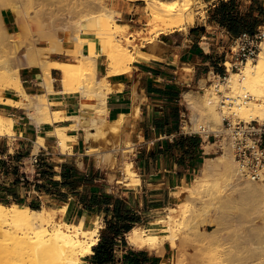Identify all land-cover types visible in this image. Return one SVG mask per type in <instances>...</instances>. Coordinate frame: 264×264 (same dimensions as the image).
I'll return each instance as SVG.
<instances>
[{
    "label": "bare ground",
    "instance_id": "1",
    "mask_svg": "<svg viewBox=\"0 0 264 264\" xmlns=\"http://www.w3.org/2000/svg\"><path fill=\"white\" fill-rule=\"evenodd\" d=\"M93 1L97 3V7H100V0ZM142 1L149 7L148 25H152L151 33L174 31L177 29H174L175 27L186 23L185 17L189 24L193 23V17L185 15L190 7L189 0ZM0 2V22L2 23L4 22L1 15L3 9H9L12 12L15 22L23 15L28 14L18 5L7 4L2 0ZM25 3L28 8H33L36 0H26ZM102 17L90 27L93 29H99L98 27L101 26L105 28L108 31L107 41L115 48L113 62L110 63L105 77L99 75L100 60L84 55L87 43L85 39L78 36L71 38L74 46L67 51L75 63L61 65L49 62V55L61 49L60 43L54 41L51 43L52 45L45 48L37 47L33 43L27 46L26 51L20 55L11 71L0 72V93L4 92L6 88L21 97L18 101L6 100L5 103L25 109L31 122L39 126L41 123L57 124L65 119L59 111L50 109L52 104L47 99V95L54 92L52 86L54 79L50 76V67L55 65L61 69L62 91L64 93H79V113L73 117L75 123L69 127H55L52 133L61 152L71 150V146L76 142L75 137L67 134L68 128L82 129L84 132L83 142L87 148H90L96 140L101 141L111 133L120 131L124 121L123 116L113 121L106 119L108 114L106 99L112 90L107 77L130 71V65L137 57L127 45L131 41L130 36H126L127 33H125L127 25L114 22L113 11L110 10L105 11ZM97 18L99 19V17ZM112 25L115 30H112ZM16 27L24 29L26 25L17 23ZM36 27L41 30L43 25L38 24ZM90 27L86 20L79 18L67 25L66 29L82 32ZM262 29V40L256 58L248 59L236 71L232 70V63L226 61L224 65L227 76L223 82L214 78L215 82L205 87V81L202 79L200 87H204V92L186 90L182 93V100L191 111L190 121L194 128L204 125L209 131H218L224 115H233L234 118L246 122L264 120V27ZM21 46L18 42L16 48L20 49ZM140 53L145 54L146 52L141 51ZM23 67H39L41 69L43 72L41 82L43 93L28 94L24 91L19 79V69ZM212 75L213 73L210 72V77H215ZM0 102H2L1 98ZM12 134V119L0 115V136ZM42 144L43 139L38 137L35 146ZM125 144L128 146L129 143ZM212 144L215 145V142H207L204 146L208 148ZM222 144L224 145V140ZM221 149V153L215 157L204 158L200 173L186 183L187 195L202 205V197L211 188H223L224 192L217 203L219 212L227 208L240 210L250 204L254 211L259 212L260 218L264 219V182L257 185L249 177L240 174L232 154L226 151L229 149ZM99 161L101 166L115 168V160L109 154L101 156ZM121 164L124 178L132 183H139V176L132 169V163L124 161ZM113 179L111 175L109 180L112 182ZM65 207L66 205H63L59 210L47 207L33 210L16 203L4 204L0 202V253H2L0 255L5 253L2 258L4 262L0 261V263L79 264L82 262L84 257L91 254V247L98 240L99 225L91 229H84L81 224L60 219L55 220V212H62ZM185 209L186 206H181L179 215H183ZM178 222L176 215L168 211L163 218L159 219V223L162 224L161 233L151 232V229L144 228L145 226H135L126 233L127 242L138 249L144 247L160 249L163 243H169L170 247L175 248L174 229ZM218 225L217 222L214 223L213 229L205 232L208 238L215 239L217 237ZM180 252L182 251H178V253ZM204 259L201 261L202 264H222L221 260H215V258ZM183 260V253H181L175 264H183Z\"/></svg>",
    "mask_w": 264,
    "mask_h": 264
},
{
    "label": "crops",
    "instance_id": "2",
    "mask_svg": "<svg viewBox=\"0 0 264 264\" xmlns=\"http://www.w3.org/2000/svg\"><path fill=\"white\" fill-rule=\"evenodd\" d=\"M219 1L222 0H202L206 9L184 30H174L167 35L161 33L152 43L136 42L139 50L146 52L145 57L134 60L130 71L107 77L112 90L106 99V119L113 121L123 116L124 120L118 137V132L109 136L114 143L120 142V146L126 142L131 144L133 152L129 159L132 166L139 169V173L136 172L139 183L132 185L122 173L113 174L106 170L108 166H101L99 159L104 154H109L115 160L116 148L103 150L96 155L88 153L82 129L68 128L67 134L75 137L76 142L71 150L60 151L52 133L55 127H69L75 123L73 117L79 113V93L62 91L61 69L52 65L49 73L54 79V92L49 93L47 99L52 104L50 109L59 111L65 118L57 124H33L25 109L5 103L6 100H20L16 92L5 90L0 93V115L12 119L13 130L12 135L0 136V199L12 203L15 200L17 204L27 207L34 205L38 209L46 204L56 210L66 205L63 216L72 218L66 222L81 224L84 229L93 228L97 221L101 223L98 240L100 230L105 226L103 212L92 208L98 195H112L114 199H121L128 204L131 211L139 216L140 222L135 226L153 223L146 216L162 206L156 199L148 198V191L160 193L163 190L165 194L168 190L166 194L170 196L172 188L187 181L188 170L178 171L176 161L170 158L159 156L155 162L150 159L146 163L145 159L139 157L144 149L148 152L158 144L162 147L164 140L172 142L175 136L186 135L182 130L183 121L186 122L185 110L180 106H187L182 100V93L190 87L198 88L200 80L207 73L221 74L222 69L218 68V33L227 39L232 37L208 19L209 8ZM133 7L137 9L135 4ZM261 27L264 26L258 30ZM71 49L62 44L59 51L49 55V62L72 64L73 59L67 53ZM106 73L107 65L102 59L99 75L105 77ZM19 79L26 93H43V72L39 67L20 68ZM175 107L179 108V113L173 123V117L171 119L170 116ZM38 137L43 139V144L36 147ZM100 143L105 145L102 140ZM34 156L37 157V163L32 161ZM69 167L77 171L74 177L78 181L76 186H69L61 175L63 171L66 177ZM111 175L114 178L112 182L109 180ZM89 224L92 225L89 227ZM127 245L157 257L158 264L163 262L171 249L169 243L163 244L161 253L154 249H138L128 242ZM85 258L82 264L87 263Z\"/></svg>",
    "mask_w": 264,
    "mask_h": 264
},
{
    "label": "rangeland",
    "instance_id": "3",
    "mask_svg": "<svg viewBox=\"0 0 264 264\" xmlns=\"http://www.w3.org/2000/svg\"><path fill=\"white\" fill-rule=\"evenodd\" d=\"M2 1L7 4L18 5L23 10L27 11L28 14L23 15L17 20V22H15V18L9 9L2 10L1 15L4 22H0V72L11 71L20 55L26 51L28 45L34 43L37 47L45 48L48 47V45H52L51 43L55 41L56 43H60L61 46L63 44L73 48L74 43L71 41L73 36L85 39L87 50L83 52L84 55H89L92 59H99L100 62L104 59L108 69L110 63L113 62V54L115 50L113 44L107 41L108 31L102 26L98 27L99 29H93L90 26H93L97 20H100V18L102 19V14L109 10L113 11L114 22L127 25V32L125 31V33L128 34H126V36H130L129 39L131 40L127 45L132 49V52H135L137 59L144 58L145 54L140 53L141 51L136 45V42L146 43L149 40L153 41L161 34L151 33L152 31L150 30V27L152 25H148L150 19V15L148 14L149 7L142 0H100V7H97V3L93 0H36V4H34L33 8H28L25 5L27 4L25 3L26 0ZM239 1L242 3L240 8L244 10L245 6L248 5V0ZM260 1L262 3L264 2V0ZM189 2L190 7L185 15L192 16L194 22L197 16L202 15L203 10L206 9V5L202 3V0H189ZM133 4L137 6V9H135V7L132 8ZM97 17H99V19ZM79 18L86 20L90 28L82 32L66 29L67 25ZM134 18L136 19L134 20ZM185 19L186 23L182 25L183 27H175L174 29L177 28L176 30H178L179 28L184 30L189 26L190 24L187 22L186 17ZM17 23L26 25V28L21 29L20 27H16ZM38 24L43 25L41 30L37 29L36 26H38ZM262 28L263 27L260 28V32H262ZM112 30H115L114 25H112ZM169 32H171V30L165 31L163 34L167 35ZM218 41V63L220 64L218 68L222 69L223 74H217L215 72V74L213 73L212 75L215 77H210V73L205 74L203 76L205 87L214 83L215 80L223 82L222 78L227 76L224 62L229 61L230 63H233L231 51L235 46L234 39H227L219 32ZM18 42L22 45L20 49L16 48ZM71 62L75 63V60H72ZM240 67L241 66L238 68ZM237 69L233 70L236 71ZM188 89L193 92H204V87H200V85L198 88L190 87ZM5 90L7 89L5 88ZM218 95L221 94L218 93ZM180 107H183L185 110L184 119L190 121L191 111L189 108H186L185 106ZM186 125L187 123L183 121V126L186 127ZM192 125L193 124L191 123L192 130H195L198 127L194 128ZM220 129L218 131H220ZM119 132L120 131L116 134V137H118ZM215 132L217 133V131ZM215 141V145L212 144L208 148L204 146L207 142L214 143ZM102 142H104L105 145H101L102 143H100V140H96V142H94L95 144L93 143V146L90 148L86 147V150L88 153L96 155V153L103 150L116 148L115 168L110 169L106 167L107 169H105L109 172H113V174L122 173V175H124L121 163L124 161H130L129 156H131L130 154L133 152L131 144H128L127 146V144L123 143L122 146H120V142L117 141L114 143V141L110 139V136L102 139ZM222 143L223 139L221 136L215 139L211 138L209 141L205 142H202L200 139V145H202L201 149L203 151L202 155L204 158L215 157L221 153L222 149L218 150L217 145H221L222 148L228 149ZM226 151L231 154L229 150ZM203 160L194 171L190 172V175H187V182L191 181L200 173ZM139 168L142 170L141 167ZM132 169L139 173L137 167L135 168L132 166ZM187 182L172 188L173 193L170 196L166 194L168 193V190L165 194L163 193V190H161L160 193L149 190L147 194L149 199H156L162 207L150 211L148 213L149 215L146 216V219L154 222L142 225L141 227L145 226L144 228L151 229V232L161 233L160 228L162 224L159 223V219L163 218L168 211L175 214L179 220L174 229L176 246L175 248L173 247L174 249L170 247V253L161 264H175L178 255L181 253H183L184 257L183 264H202L201 261L205 260L204 258H215V260H221L222 264H264V219L262 217L260 218L261 215L259 212L254 211L250 204L240 210L227 208L222 210V212H219L217 203L219 197L224 192L223 188L219 187L211 188L209 192L202 197L203 204L201 205L198 201L187 195ZM262 182H256V184L260 185ZM131 184L134 185L133 183ZM148 187L150 188L151 186ZM139 195L140 193L137 195L138 203L140 202V199L138 198ZM47 206L48 205L46 204L42 207ZM181 206H186L183 215H179V209ZM63 214L64 211L55 212V220L60 219L65 221L72 219L71 217L68 218L67 216H63ZM216 222L219 224L218 235L215 239H210L205 232L212 230V225ZM91 225L92 224H89V227ZM96 225L97 227L99 225L100 228L101 223L97 221L94 224V227ZM144 248L154 249L158 253H161L160 249L162 247L160 249L153 247ZM178 251L182 252L178 253ZM3 255H0L1 262H4V259H2ZM82 263L83 262H80L79 264Z\"/></svg>",
    "mask_w": 264,
    "mask_h": 264
},
{
    "label": "trees",
    "instance_id": "4",
    "mask_svg": "<svg viewBox=\"0 0 264 264\" xmlns=\"http://www.w3.org/2000/svg\"><path fill=\"white\" fill-rule=\"evenodd\" d=\"M248 1L244 10L240 8L242 3L239 0L219 1L214 7L209 8L208 19L224 29L232 39L243 34L254 36L260 31L259 27L264 26V2L262 3L260 0ZM222 73L223 71H221ZM178 113L179 108L175 107L170 116L171 119L173 117V123L175 122L174 117L178 116ZM159 156L176 161L178 171L186 172L188 170L187 175H190V172L195 170L204 158L200 148V139L196 136L183 134L175 136L172 142L164 140L162 147L161 144H158L154 150L146 152L144 149L139 158L145 159L147 163L150 159L155 162ZM75 174L77 171L73 167H69L66 177L63 171L61 173L64 182L69 186L77 184L78 181L74 179ZM0 202L12 203V201L3 199H0ZM13 202L17 204V201ZM28 207L33 210L38 209L34 205ZM92 208L103 212L105 226L100 230L99 240L91 247V255L85 258L86 264H158L157 257L127 245L125 234L140 222L139 216L131 211L128 204L121 199H114L112 195H98ZM109 215L111 218H108Z\"/></svg>",
    "mask_w": 264,
    "mask_h": 264
},
{
    "label": "built area",
    "instance_id": "5",
    "mask_svg": "<svg viewBox=\"0 0 264 264\" xmlns=\"http://www.w3.org/2000/svg\"><path fill=\"white\" fill-rule=\"evenodd\" d=\"M261 38L262 34L259 31L254 36L243 34L234 39L235 46L231 51L232 70L237 69L248 59L256 57ZM186 123V127H182L183 132L186 135L198 137L202 142L221 136L224 145L238 165L240 174L254 182L264 181V120L246 122L234 118L233 115H224L221 129L217 133L209 131L204 125H198L195 130H192L191 122L188 120ZM221 148V145H217L218 150ZM32 161L37 163V157L34 156Z\"/></svg>",
    "mask_w": 264,
    "mask_h": 264
}]
</instances>
